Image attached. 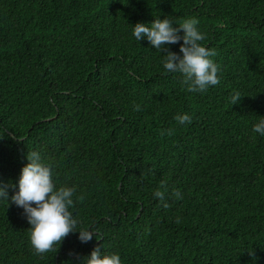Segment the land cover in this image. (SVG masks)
Returning <instances> with one entry per match:
<instances>
[{
  "label": "trees",
  "instance_id": "obj_1",
  "mask_svg": "<svg viewBox=\"0 0 264 264\" xmlns=\"http://www.w3.org/2000/svg\"><path fill=\"white\" fill-rule=\"evenodd\" d=\"M166 16L199 20L220 83L188 91L133 36ZM260 116L264 0H0V181L18 183L40 151L98 232L39 255L23 209L2 202L0 264H84L97 246L123 264H264Z\"/></svg>",
  "mask_w": 264,
  "mask_h": 264
},
{
  "label": "clouds",
  "instance_id": "obj_2",
  "mask_svg": "<svg viewBox=\"0 0 264 264\" xmlns=\"http://www.w3.org/2000/svg\"><path fill=\"white\" fill-rule=\"evenodd\" d=\"M132 34L136 40L141 42L146 39L164 53L163 68L169 73L180 74L188 91L204 92L220 83L221 70L213 59L217 55L216 50L202 43L206 34L200 30L197 18H186L176 24L167 16L163 19L155 17L150 22L133 25ZM172 44H180V51L170 50L168 45ZM242 97L240 91H234L230 98L232 105L239 103ZM136 110H140V105H136ZM260 117L254 122L252 131L264 137V116ZM175 120L183 125L191 123L192 116L188 113L177 114ZM167 131L172 134L174 130ZM27 160L18 183L0 181V203L7 202L9 207L15 204L23 209L30 225V243L35 252L43 255L52 251L72 233H78L82 243H88L94 237L97 239L98 232L92 227L82 226V221L71 210L76 203V188L57 186L53 165L44 159L40 151H28ZM10 187L14 194H10ZM154 195L163 200L165 192L158 190ZM174 195L176 199L183 198L179 189L174 191ZM84 264H123V261L118 252L105 253L97 246L86 257Z\"/></svg>",
  "mask_w": 264,
  "mask_h": 264
}]
</instances>
